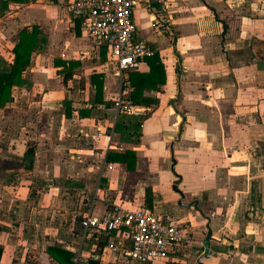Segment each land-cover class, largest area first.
Returning a JSON list of instances; mask_svg holds the SVG:
<instances>
[{"label":"crops","instance_id":"obj_1","mask_svg":"<svg viewBox=\"0 0 264 264\" xmlns=\"http://www.w3.org/2000/svg\"><path fill=\"white\" fill-rule=\"evenodd\" d=\"M4 1L0 59L12 63L19 32L34 25L47 45L0 108V264H60L50 246L73 252L74 264L94 254L99 264H130L98 252L109 237L81 226L113 203L191 226L195 244L165 264H264V0H167L174 39L153 29L138 1L139 38L166 71L163 91L144 90L159 104L140 107L150 116L138 144L114 132L122 113L113 100L133 91L130 72L122 84L64 3ZM149 71L146 60L136 70ZM127 149L136 151L133 171L106 161Z\"/></svg>","mask_w":264,"mask_h":264},{"label":"built area","instance_id":"obj_2","mask_svg":"<svg viewBox=\"0 0 264 264\" xmlns=\"http://www.w3.org/2000/svg\"><path fill=\"white\" fill-rule=\"evenodd\" d=\"M64 3L81 30L95 46L105 47L108 63L122 84L129 72L140 69L155 50L138 35L134 20L139 0H56ZM151 13L153 29L174 39L175 17L167 0H142ZM113 108L122 114H138L129 95L120 91ZM112 135L108 136L110 141ZM86 233L108 236L104 249L130 264H165L172 253L195 244L191 226L164 218L146 208H127L113 203L100 217L88 215L81 222ZM91 259H101L94 254Z\"/></svg>","mask_w":264,"mask_h":264},{"label":"trees","instance_id":"obj_3","mask_svg":"<svg viewBox=\"0 0 264 264\" xmlns=\"http://www.w3.org/2000/svg\"><path fill=\"white\" fill-rule=\"evenodd\" d=\"M34 0H6L3 2L4 6L12 3H28ZM77 28L80 30L79 21L76 22ZM78 34V31H77ZM19 41L12 48L14 59L12 63H7L4 59H0V108H3L8 102L12 101L11 91L13 86H24L27 84L23 78V74L30 63L31 54L35 51L44 52L47 45V36L43 30L34 25L30 29L24 28L19 32ZM106 52V48L102 47ZM146 62L150 68L148 73L130 72L128 80L133 88L129 98L133 105L137 107L152 108L159 104L158 98L146 97L144 95L145 88L163 91V86L166 81L165 67L161 61L159 53L146 58ZM70 102H64L66 108V115L69 116L68 108ZM150 116L146 114H121L116 122L114 132L119 135V142H129L131 144H138L142 136L143 122ZM35 156V149L29 146L24 154L23 160H28L30 163L24 167L31 168ZM27 161V162H28ZM106 161L108 163H119L125 165L128 171H133L137 162L136 151L127 149L124 152L109 151L107 153ZM100 237V236H99ZM106 239H98V252L107 244ZM3 252L0 247V257ZM49 255L60 264H74L75 254L58 246H50L47 248ZM84 264H99L94 259L88 260Z\"/></svg>","mask_w":264,"mask_h":264},{"label":"rangeland","instance_id":"obj_4","mask_svg":"<svg viewBox=\"0 0 264 264\" xmlns=\"http://www.w3.org/2000/svg\"><path fill=\"white\" fill-rule=\"evenodd\" d=\"M154 40L156 41V43L161 41V40H159L158 37H156V36L154 37ZM157 264H158V263H157Z\"/></svg>","mask_w":264,"mask_h":264}]
</instances>
